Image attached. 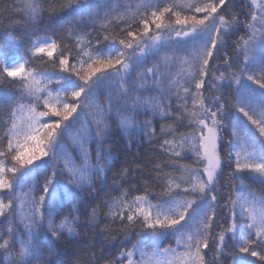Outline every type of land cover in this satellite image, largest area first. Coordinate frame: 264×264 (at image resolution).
I'll return each instance as SVG.
<instances>
[{"label":"snow or ice","instance_id":"1","mask_svg":"<svg viewBox=\"0 0 264 264\" xmlns=\"http://www.w3.org/2000/svg\"><path fill=\"white\" fill-rule=\"evenodd\" d=\"M102 260L264 264V0H0V264Z\"/></svg>","mask_w":264,"mask_h":264},{"label":"trees","instance_id":"2","mask_svg":"<svg viewBox=\"0 0 264 264\" xmlns=\"http://www.w3.org/2000/svg\"><path fill=\"white\" fill-rule=\"evenodd\" d=\"M93 11H95V9H93ZM47 20V18H45ZM78 19V18H77ZM243 34V33H241ZM237 39V37L233 36L231 38V40L229 41V43L234 42ZM119 139V143L116 144H109L108 147H111L113 149V154L117 157L120 158V163L116 168H113V174H118L119 173V169L122 167H132L135 168L136 165L132 163L133 158L136 155H142L141 149H140V144L138 143L139 141V134H135L131 137H127V136H121L118 138ZM146 143V142H145ZM185 163H191V161H184ZM39 181L42 183L43 182V176H38ZM247 183H249L250 187H252V189L254 191L259 192V187L255 184H252L251 181H248ZM153 191H159L158 189H153ZM103 195V194H102ZM94 231H92V233H89L88 230H81L80 231V238L81 239H86L88 244L91 245V243L95 240H99L100 243L99 245L96 247L95 251V255L97 257L100 256L101 254V249L102 248H108L111 249L113 243H115L116 246V251L117 254L119 252V248H120V242L124 239V237L122 236V234L117 233L114 238L112 240H109L107 243H105L104 241L106 240V237H96L94 234ZM133 242H135V240L133 239ZM167 243H173V241L169 240L166 242L165 246L167 245ZM173 246L174 243H173ZM64 247L66 249V251L68 252V255L63 257L64 260L67 262L69 259H71L77 252H79L80 255H86L85 253H83L81 251V249L84 247V245L82 244H72L69 245L65 242ZM106 256H111L112 253L109 252H105L104 253ZM50 254L46 253V257H48ZM54 258V257H52ZM113 260L115 259V257H112ZM100 264H106V261H100Z\"/></svg>","mask_w":264,"mask_h":264}]
</instances>
